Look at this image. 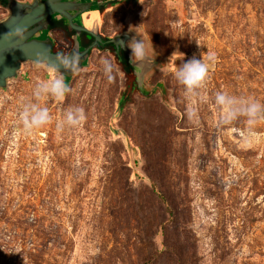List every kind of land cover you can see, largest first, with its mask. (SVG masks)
<instances>
[{
  "label": "rangeland",
  "instance_id": "1",
  "mask_svg": "<svg viewBox=\"0 0 264 264\" xmlns=\"http://www.w3.org/2000/svg\"><path fill=\"white\" fill-rule=\"evenodd\" d=\"M108 3L101 32L146 44L140 86L111 47L94 48L69 94L39 100L51 120L31 131L23 105L61 75L24 62L0 88V264H264V116L250 131L244 116L222 124L215 103L223 92L264 105V0ZM95 13L80 18L90 27ZM55 26L67 53L72 32ZM177 49L184 60L169 59ZM208 52L207 78L189 93L175 71ZM70 107L85 121L57 130Z\"/></svg>",
  "mask_w": 264,
  "mask_h": 264
},
{
  "label": "water",
  "instance_id": "2",
  "mask_svg": "<svg viewBox=\"0 0 264 264\" xmlns=\"http://www.w3.org/2000/svg\"><path fill=\"white\" fill-rule=\"evenodd\" d=\"M110 1L112 0H0V4L8 10L0 18V88L6 89L8 80L18 76L24 62L46 66L60 74L68 85L75 72L90 65V51L103 48L105 42L99 33V8L105 7ZM92 11L96 15L88 27L80 17ZM52 21H64L72 31V45L67 54H63L61 49L53 51L55 39L49 30ZM83 32L92 37L87 45H83L81 41ZM134 37L138 39L127 30L108 41L114 45L116 52L120 47L124 50L135 81L140 86V76L149 67L147 65L150 59L139 65L130 62L131 49L127 47L126 41ZM62 59L76 60V70L65 71L60 63Z\"/></svg>",
  "mask_w": 264,
  "mask_h": 264
},
{
  "label": "clouds",
  "instance_id": "3",
  "mask_svg": "<svg viewBox=\"0 0 264 264\" xmlns=\"http://www.w3.org/2000/svg\"><path fill=\"white\" fill-rule=\"evenodd\" d=\"M152 43V42H151ZM153 46V45H152ZM127 47L131 49L130 62L137 65L149 59L148 50L143 38L136 39L135 37L127 42ZM184 54L177 51L173 52L169 59ZM178 66L175 71V78L177 82L184 86L185 90L189 93L199 88L206 80L209 72L210 62L215 60V54L208 52L207 62L202 57L192 59L183 62ZM62 68L65 71H75L78 62L72 61H60ZM103 66V72L109 83L114 79L113 77V65L108 59L101 61ZM70 92V87L60 77L55 79L45 80L34 89L32 102H27L23 105L22 110L19 113V118L23 124L25 131H31L36 128H40L48 124L51 120L50 113L46 107H41L39 100L43 97L63 98ZM215 103L224 109V114L221 118L222 124H228L232 120L244 116L247 118V124L249 125V131L251 126L254 125L259 118L264 116V105L255 100H245L229 96L223 92H217L215 95ZM86 119L85 110L81 107H70L65 110L63 118L57 122V130H63L64 126L77 127L81 125Z\"/></svg>",
  "mask_w": 264,
  "mask_h": 264
},
{
  "label": "flooded vegetation",
  "instance_id": "4",
  "mask_svg": "<svg viewBox=\"0 0 264 264\" xmlns=\"http://www.w3.org/2000/svg\"><path fill=\"white\" fill-rule=\"evenodd\" d=\"M120 0H112V1H110L109 3H108V5H109V7L110 6H112V5H116V3L117 2H119ZM111 3V4H110ZM99 13L101 14V13H103V11L102 10H100L99 9ZM90 16H91V14H87L85 17H83V20L85 21V20H88L89 18H90ZM55 24H65L66 25V23L64 22V21H53L52 23H51V31H52V29H54L56 26H55ZM124 31H127V29H124V28H122L120 31H117V32H115L112 36H110V37H107V36H105L102 32H101V29H100V26H99V33L101 34V37H102V41L103 42H105V44H104V46H103V48L104 49H110V47L112 48V53H113V55L116 57V56H118V60L119 61H123L124 60V58H126V60L128 61V58H127V56H126V54H125V52H124V50L120 47L119 49H118V51L116 52V49H115V47H114V45L111 43V42H109L108 40L109 39H111V37H113L114 35H116V34H121L122 32H124ZM81 37H82V44L83 45H87L91 40H92V37L88 34V33H85V32H83L82 34H81ZM127 42H129V40H127L126 41V45H127ZM58 42H57V40H55V47H56V49H58L57 47H58ZM54 47V48H55ZM62 53L63 54H67L66 52H63L62 51Z\"/></svg>",
  "mask_w": 264,
  "mask_h": 264
},
{
  "label": "trees",
  "instance_id": "5",
  "mask_svg": "<svg viewBox=\"0 0 264 264\" xmlns=\"http://www.w3.org/2000/svg\"><path fill=\"white\" fill-rule=\"evenodd\" d=\"M104 8L105 7H100L99 9L100 10H103ZM51 28L52 27H51V24H50L49 30H51ZM55 50H56V48H53V51H55ZM116 58L118 59V56H116ZM123 63H124V66L122 68H123L124 74L126 75L127 79L129 80V84L136 86L135 75L133 74L132 67L130 66V64L128 63V61L126 60V58H124ZM120 102L121 103L123 102V99L122 98L120 99Z\"/></svg>",
  "mask_w": 264,
  "mask_h": 264
}]
</instances>
